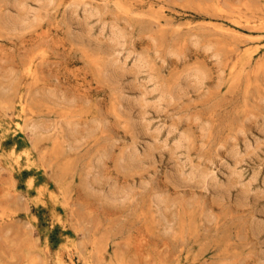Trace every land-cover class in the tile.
<instances>
[{
  "label": "rangeland",
  "instance_id": "374dc122",
  "mask_svg": "<svg viewBox=\"0 0 264 264\" xmlns=\"http://www.w3.org/2000/svg\"><path fill=\"white\" fill-rule=\"evenodd\" d=\"M60 254L264 264V0H0V264Z\"/></svg>",
  "mask_w": 264,
  "mask_h": 264
},
{
  "label": "bare ground",
  "instance_id": "6f19581e",
  "mask_svg": "<svg viewBox=\"0 0 264 264\" xmlns=\"http://www.w3.org/2000/svg\"><path fill=\"white\" fill-rule=\"evenodd\" d=\"M29 19V18H28ZM25 20H27V19H25ZM25 20H21V21H16L15 22V24L17 25V26H20V27H25L26 25H27V23L25 22ZM167 95V94H166ZM35 126V124H33V123H31V124H29L28 125V127L29 128H33ZM36 127V126H35ZM38 128V127H37ZM135 152V151H134ZM20 158V157H19ZM132 159V158H131ZM180 170V169H179ZM205 186V185H204ZM217 188V187H216ZM115 190V189H114ZM109 191V190H108ZM218 192V191H217ZM223 192V191H222ZM131 193V192H130ZM125 194V193H124ZM108 197H111V198H113V199H115V198H120L119 196H118V194H116L115 192H113V191H110L109 192V196ZM122 198H123V196H122ZM160 199H161V197H160ZM160 207V206H159ZM159 211V210H158ZM67 252V251H66ZM67 255H68V257H72V251H69L68 253H67ZM64 256H66V255H64V254H60L59 255V257H58V261H59V263L60 264H65V260H64Z\"/></svg>",
  "mask_w": 264,
  "mask_h": 264
}]
</instances>
